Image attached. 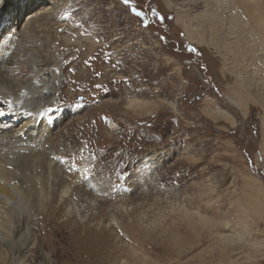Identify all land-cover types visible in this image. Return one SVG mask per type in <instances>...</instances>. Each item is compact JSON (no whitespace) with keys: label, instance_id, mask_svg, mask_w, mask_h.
Wrapping results in <instances>:
<instances>
[{"label":"rangeland","instance_id":"rangeland-1","mask_svg":"<svg viewBox=\"0 0 264 264\" xmlns=\"http://www.w3.org/2000/svg\"><path fill=\"white\" fill-rule=\"evenodd\" d=\"M59 8L62 182L22 261L264 264V0Z\"/></svg>","mask_w":264,"mask_h":264},{"label":"bare ground","instance_id":"bare-ground-1","mask_svg":"<svg viewBox=\"0 0 264 264\" xmlns=\"http://www.w3.org/2000/svg\"><path fill=\"white\" fill-rule=\"evenodd\" d=\"M64 3L65 0H0V37L13 19L17 23L16 33L0 42V231L10 239L0 241V264H25L22 259L34 254V242L27 232L29 225H35L34 219L56 198L57 188H48L50 176H54L55 186L62 182L59 172L63 166L56 162L57 171H51L50 156L63 154L51 143L65 115L58 110L63 93L55 99L57 87L61 92L63 88L54 46L59 38L55 27L59 6ZM28 9L31 12L24 17L26 24L22 26L23 19L21 24L18 19ZM134 103L130 101L131 107ZM217 112L228 113L223 109ZM66 176L77 182L74 174ZM66 187L71 188V183ZM87 189L85 193L93 194ZM75 190L82 191L81 184Z\"/></svg>","mask_w":264,"mask_h":264},{"label":"flooded vegetation","instance_id":"flooded-vegetation-1","mask_svg":"<svg viewBox=\"0 0 264 264\" xmlns=\"http://www.w3.org/2000/svg\"><path fill=\"white\" fill-rule=\"evenodd\" d=\"M131 1H132V0H131ZM131 6H132V5H131ZM132 9H133V12H134L135 14H137L138 11L135 9L134 6H132ZM150 13H151V12H149V15H150ZM152 16H155V18L159 19L161 15H160V14H156V13L153 12Z\"/></svg>","mask_w":264,"mask_h":264},{"label":"snow or ice","instance_id":"snow-or-ice-1","mask_svg":"<svg viewBox=\"0 0 264 264\" xmlns=\"http://www.w3.org/2000/svg\"><path fill=\"white\" fill-rule=\"evenodd\" d=\"M127 2H128V0H125V3H127ZM137 15H144V13L143 12H137ZM160 19H164V17L160 16ZM129 107H131V105H129Z\"/></svg>","mask_w":264,"mask_h":264},{"label":"trees","instance_id":"trees-1","mask_svg":"<svg viewBox=\"0 0 264 264\" xmlns=\"http://www.w3.org/2000/svg\"><path fill=\"white\" fill-rule=\"evenodd\" d=\"M263 177H264V175H263Z\"/></svg>","mask_w":264,"mask_h":264}]
</instances>
